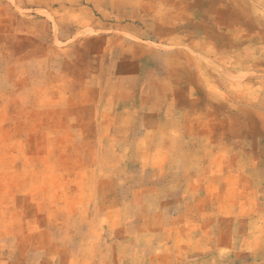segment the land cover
Returning a JSON list of instances; mask_svg holds the SVG:
<instances>
[{
    "label": "rangeland",
    "instance_id": "1",
    "mask_svg": "<svg viewBox=\"0 0 264 264\" xmlns=\"http://www.w3.org/2000/svg\"><path fill=\"white\" fill-rule=\"evenodd\" d=\"M0 264H264V0H0Z\"/></svg>",
    "mask_w": 264,
    "mask_h": 264
}]
</instances>
